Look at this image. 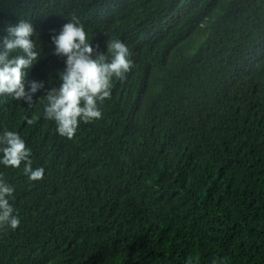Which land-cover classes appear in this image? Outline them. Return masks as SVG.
<instances>
[{"label":"trees","instance_id":"1","mask_svg":"<svg viewBox=\"0 0 264 264\" xmlns=\"http://www.w3.org/2000/svg\"><path fill=\"white\" fill-rule=\"evenodd\" d=\"M73 18L132 68L72 139L0 96V131L45 169L0 164L21 218L0 264H264V0H0V44L31 22L30 76L49 86L65 69L51 30Z\"/></svg>","mask_w":264,"mask_h":264},{"label":"clouds","instance_id":"2","mask_svg":"<svg viewBox=\"0 0 264 264\" xmlns=\"http://www.w3.org/2000/svg\"><path fill=\"white\" fill-rule=\"evenodd\" d=\"M5 31L8 35L0 44V96L24 101L37 111L41 104V121L52 129L56 126V132L68 139L76 135L81 121L89 123L103 118L98 101L103 103L111 97L114 76L121 78L132 68L133 54L123 42H108L109 60L97 51L98 45L94 48L83 25L73 18L63 24L58 34L51 30L53 55L59 57L65 69L51 85L45 86L44 81L30 76L34 66L42 65L34 25L21 19L15 25L9 24ZM0 154V164L4 166L20 169L23 164L22 171L29 181L44 179L45 169L33 168L32 150L18 132L0 131ZM14 193L15 187L0 176V228L16 230L21 224L11 203Z\"/></svg>","mask_w":264,"mask_h":264},{"label":"bare ground","instance_id":"3","mask_svg":"<svg viewBox=\"0 0 264 264\" xmlns=\"http://www.w3.org/2000/svg\"><path fill=\"white\" fill-rule=\"evenodd\" d=\"M46 102L44 101L43 104H45ZM144 149V148H143ZM142 150V149H141ZM21 219V218H20ZM41 221V220H40ZM30 256V255H29Z\"/></svg>","mask_w":264,"mask_h":264}]
</instances>
